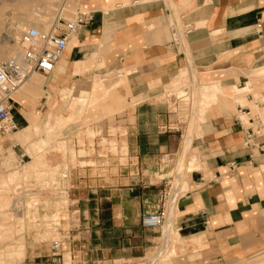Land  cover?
<instances>
[{"label":"crops","instance_id":"1","mask_svg":"<svg viewBox=\"0 0 264 264\" xmlns=\"http://www.w3.org/2000/svg\"><path fill=\"white\" fill-rule=\"evenodd\" d=\"M79 5L91 20L70 40L65 70L79 76L81 61L90 63L91 77L127 69L132 105L121 124L126 152L95 165L83 157L65 176L69 209L58 239L63 262L67 255L70 264H129L148 257L164 237L163 225L144 228L141 217L161 208L164 190L175 197L166 202L165 222L172 221L180 239L178 264L263 262L264 125L252 108L263 112L264 102L250 94L221 97L193 126L184 155L187 126L176 118L165 91L192 67L199 75L205 70L201 77L212 81L204 89L213 88L217 75L224 88L237 86L236 94L247 89L263 99L264 90L249 85L252 79L239 88L245 67L233 62L251 59V78L264 74V0H79ZM177 18L184 25L182 39ZM246 99L253 105L242 106ZM180 165L182 179L173 192ZM24 243L26 250L31 243ZM48 253L43 257L51 260ZM40 257L29 264H43Z\"/></svg>","mask_w":264,"mask_h":264},{"label":"rangeland","instance_id":"2","mask_svg":"<svg viewBox=\"0 0 264 264\" xmlns=\"http://www.w3.org/2000/svg\"><path fill=\"white\" fill-rule=\"evenodd\" d=\"M59 2L60 0H0V62L16 58L20 50V36L28 26L42 28L45 24L46 28L50 25ZM77 10L85 12L79 5V0L71 4L66 14L74 18ZM177 20L180 32L178 34L182 38L184 25L179 18ZM20 25H23V28L18 31ZM5 27L11 28L8 39L2 38L4 32L6 33ZM16 33L19 35L13 39ZM73 36L75 34L70 39ZM250 60L247 59L245 64L233 62L235 65L245 67L243 73L246 77L239 88L247 85L252 79L250 86L254 84L257 90H264V74L251 78L255 73L252 71L253 62H249ZM87 65L82 71L84 74L81 73L79 76L65 70L62 80H55L52 74L32 73L33 76L49 82L44 90L36 89L30 95V99H34V95L37 97L38 103L33 105V110L41 120L37 126L36 136L32 137L31 146L32 151L35 149L42 151L38 158L34 157L33 152L30 154L25 152L12 136L8 137L6 133H0V260H3L0 264H29L30 259L38 254L42 256L40 259L43 264H50L51 260L54 264L52 241H58L60 230L67 226L65 223L68 218L69 200L65 193L67 185L65 176L70 173V168L76 164H83L79 162L83 157L91 159L89 163L95 165L103 157L118 154L119 151L122 154L126 152L125 131L121 128V124L124 122L122 119L127 108L132 103L128 102L127 82L125 86L119 83L121 76L126 75V71L117 70L104 76L91 77L89 75L91 65ZM182 71H185L186 77L179 76L172 81L175 83L182 79V83L173 88V84H170L166 87L165 94L167 98L169 97L171 110L175 112L176 118L187 126L185 130L189 135L192 130L191 125L198 122L200 111L197 109L203 100V94L208 99L213 94L211 88L205 90L202 85L212 81L202 78L206 74L205 70H200L201 75L192 67L188 71L185 68ZM93 78L96 85L91 88L88 80L92 81ZM85 80L86 83L83 84ZM19 92L18 88L13 94L15 121L17 128L23 129L28 127L29 121L24 119V99L20 97ZM227 92L232 94L228 90ZM246 95H249L253 101L264 102V98L258 99L247 89L245 91L242 89L236 99ZM253 103H248L246 99L240 104L250 107ZM252 110V115L260 116L264 125V111L258 109L256 111L253 108ZM188 149L189 147L185 148L184 155ZM37 161H42L44 165L29 167L36 165ZM194 161L195 158L192 157L190 171L194 167ZM181 169L183 171L180 165L178 173ZM176 177L177 175L175 179ZM175 179L171 183L173 192L180 185ZM181 179L182 176L180 181ZM171 222L166 220L163 223V235ZM170 230L172 231L169 239L172 242L170 240L169 244V241L163 237L158 247L147 257L152 258L153 264H178L180 239L173 226ZM20 241H23V245L19 243ZM24 241L31 243L26 250ZM18 244L22 245L21 253L15 252L20 249ZM166 244L169 246L164 250ZM49 250L51 260L49 257H43L49 254ZM65 260L64 264H70L68 255ZM38 263L41 264L39 261ZM259 264H264V261Z\"/></svg>","mask_w":264,"mask_h":264},{"label":"built area","instance_id":"3","mask_svg":"<svg viewBox=\"0 0 264 264\" xmlns=\"http://www.w3.org/2000/svg\"><path fill=\"white\" fill-rule=\"evenodd\" d=\"M75 1L77 0H60L48 27L28 26L22 32L19 41L20 59L13 57L0 62V133L5 134L17 129L13 94L32 73L52 74L68 47L70 37L78 31L80 25L90 23V15L81 10H77L74 18L66 14V10ZM251 136L252 133L247 135L248 146L252 142ZM170 188L172 189V185ZM170 193L164 190L161 195L162 205L157 212L141 217L144 228L156 229L163 225L167 217L166 202L175 201V197ZM52 242L54 264H64L60 259L62 242L59 240ZM163 249L167 250L165 247ZM151 260L152 258L145 257L129 264H153Z\"/></svg>","mask_w":264,"mask_h":264},{"label":"bare ground","instance_id":"4","mask_svg":"<svg viewBox=\"0 0 264 264\" xmlns=\"http://www.w3.org/2000/svg\"><path fill=\"white\" fill-rule=\"evenodd\" d=\"M148 2V1H147ZM126 4V3H125ZM108 5V4H107ZM123 5V4H122ZM174 10V9H173ZM155 20V19H154ZM149 22V21H148ZM157 23L159 22V21H156ZM18 24V23H17ZM44 24V23H43ZM154 24H155V22H154ZM19 25V24H18ZM43 26V25H42ZM46 25L44 24V26L43 27H45ZM8 28V27H7ZM6 27H5V30H6V33L4 32V34L2 35V38H4V39H8L10 36H8V34H10L11 33V31H10V29L11 28H8L7 29ZM18 31H21V29L23 28V25H20V26H18ZM150 28V27H149ZM180 33V32H179ZM19 34H17L16 33V35H14V37H13V39H15V38H17V36H18ZM180 36V35H179ZM74 37V36H73ZM72 37V38H73ZM71 38V39H72ZM181 38V37H180ZM70 39V40H71ZM182 39V38H181ZM69 40V43H68V47H67V49L65 50V52L62 54V57H61V61L58 63V65H57V67H56V69L54 70V72L52 73V77L53 78H55V80H62V74H63V72L65 71V69L67 68V66H68V63L70 62V60L68 59V56H69V52H70V50H71V48H72V45H73V42L74 41H70ZM183 41V40H182ZM183 44H184V42H183ZM186 44V43H185ZM16 58L17 59H20L21 58V53H20V50L18 51V53H17V56H16ZM87 64H90L88 61H81V63H76V66L78 67V68H80L79 69V74L81 75V73L82 74H84V72H82L83 71V69L85 68V66L87 65ZM88 66V65H87ZM125 71H126V74H127V69H125ZM125 71H123V72H125ZM182 77H186V75H185V72L184 73H179ZM215 76H217V75H214L213 77L214 78H212L211 80H214L215 82L213 83V88H211L212 89V92H213V94H212V96L211 97H209V99H208V97L205 95V94H203V100L201 101V105L199 104V108L197 109V111L199 110L200 111V114H199V116H198V120H202L203 119V117H204V114L206 113V110L207 109H209V107L212 105V104H215V103H218L219 102V100H220V98L221 97H223V96H226V94H228V92H227V90L228 91H230L232 94H228V95H230L231 97H234L235 99H236V96H237V94L234 92V91H236V89H237V86H232V87H227V88H224L223 86H221V84H220V81L219 80H217V77H215ZM84 79V78H83ZM126 80H127V76L126 75H123V76H121V78H120V82L119 83H122L123 84V86H125V84H126ZM116 81V80H115ZM182 79L180 80L179 79V81L177 80V82H175V83H173L172 82V84H173V86H172V88L173 87H175V86H177V85H180L181 83H182ZM88 82H89V86L92 88V87H94L95 85H96V82H95V80H94V78H93V80L92 81H89L88 80ZM86 83V80H85V82L83 83V84H85ZM49 84V82L47 81V80H43L42 78H38V77H36V76H33L32 74H31V76H29L27 79H26V81H24V83L19 87V90H20V92H19V94H20V97H23V99H24V105H25V110L23 111V113H24V115H25V117L27 118V120H29V125H28V127H26V128H23V129H18V130H15V131H9V132H11V133H9V132H7L6 134H7V136L8 137H11L12 136V138L13 139H15L16 140V142L18 143V144H20V146L23 148V149H25V152H27V153H31V152H33L34 153V157H36V158H38L39 157V154L42 152L41 150H39L38 151V149H35L34 151H32L31 150V146H32V143H33V138L32 137H35L36 136V134H37V126H38V124L40 123V116L39 115H37V114H35L34 113V110H33V105H35L36 103H38L37 101V97H36V95H34V99H30V95L32 94V93H34V91L36 90V89H38V90H44L45 89V87L47 86ZM100 84H105V83H102V82H100ZM87 85V86H88ZM94 89V88H93ZM206 90V89H205ZM261 96H259V98H260ZM13 100H14V97H13ZM15 101V100H14ZM235 101V100H234ZM261 101V100H260ZM16 102H18V101H16ZM199 113V112H198ZM198 115V114H197ZM59 116H62L63 117V115H59ZM65 120V119H64ZM193 120H196V119H193ZM197 120V121H198ZM64 122V121H63ZM198 123V122H197ZM195 124H192L191 125V128H192V130H191V132L189 133V135L187 136V138H186V140L184 141V144H183V147L184 148H188L189 147V145L191 144L190 142H191V136L193 135L192 133L194 132L193 130V126H194ZM14 132V133H13ZM194 133H196V132H194ZM207 135V134H206ZM7 137V138H8ZM41 140V139H40ZM13 158H14V156H13ZM43 164V162L42 161H37L36 162V165H29V167H31V168H34V166H40V165H42ZM44 165V164H43ZM42 165V166H43ZM28 167V168H29ZM45 167V166H44ZM43 167V168H44ZM42 169V168H41ZM180 173H182V169L180 170V172L177 174V177H176V182H178V183H180L179 181H180ZM185 186H186V184H185ZM171 226H172V222L171 223H169L168 225H167V227H166V229H165V233H164V238H166L167 239V241H169V244H170V240L171 239H169V237H170V233H171V231L172 230H170V228H171ZM175 237H176V235H175ZM173 238V237H172ZM171 242H172V240H171ZM174 242V241H173ZM169 244L167 245L166 244V246H164L165 247V249H167L168 247L167 246H169ZM163 259V258H162ZM161 260V259H160ZM157 262V261H156ZM155 262V263H156ZM161 262V261H160ZM0 263H3L2 261H0Z\"/></svg>","mask_w":264,"mask_h":264}]
</instances>
